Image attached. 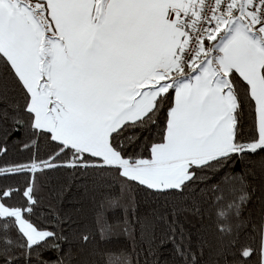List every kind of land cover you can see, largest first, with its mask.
<instances>
[{
  "label": "snow or ice",
  "instance_id": "6c2138e0",
  "mask_svg": "<svg viewBox=\"0 0 264 264\" xmlns=\"http://www.w3.org/2000/svg\"><path fill=\"white\" fill-rule=\"evenodd\" d=\"M0 68V179L27 177L23 189L0 185V264H48L45 252H63V228L32 219L48 171L114 172L183 195L207 182L206 171L264 153V0H0ZM165 107L158 139L142 144L138 133ZM10 148L28 159H5ZM237 179L225 172L213 186L222 221L245 200L227 195ZM170 231L183 264H201L202 253ZM79 239L87 245L90 236ZM90 255L85 249L81 264ZM215 256V264L253 256L264 264V229L257 247L229 240ZM106 264L129 261L109 253Z\"/></svg>",
  "mask_w": 264,
  "mask_h": 264
},
{
  "label": "trees",
  "instance_id": "16d2710c",
  "mask_svg": "<svg viewBox=\"0 0 264 264\" xmlns=\"http://www.w3.org/2000/svg\"><path fill=\"white\" fill-rule=\"evenodd\" d=\"M3 69L0 68V73ZM8 82L9 96L17 95L15 86ZM165 111L160 120L141 136V143L155 142L162 129ZM253 116L250 109L244 111L245 131L250 130ZM17 137L10 140L16 142ZM147 155V152L144 153ZM264 153L244 158L223 172L215 169L202 175L206 183H199L183 195L175 192L165 194L147 191L144 187L122 180L114 172H93L84 174L65 169L48 171L38 177L37 196L40 204L32 219L42 226H52V230H64L67 241H61L62 253L45 252L42 259L54 264L58 255L64 256V264H81L85 249L91 253L90 264H106L109 253H123L131 264H183L176 255L174 243H169L175 229L177 242L196 253H202L201 264H215V252L221 243L237 240L240 244L258 246L261 230L264 228V168L260 158ZM5 159L24 162L28 153L15 149L9 151ZM249 165L246 167L245 165ZM227 172L231 176L243 177V182H234L232 198L245 195L238 208L223 220L218 212L222 207L217 202L218 191L214 185H220ZM24 175L0 179V185L11 184L25 187ZM129 187L134 196L135 207L129 216L122 206V186ZM22 203L20 196L12 201ZM59 221V223H58ZM221 223L231 229L230 233L218 231ZM132 228L131 238L120 235ZM130 231V229H129ZM183 233L181 240L180 233ZM81 235H89L90 241L83 245ZM165 241L164 247H160ZM258 257L253 256L250 264H257Z\"/></svg>",
  "mask_w": 264,
  "mask_h": 264
},
{
  "label": "rangeland",
  "instance_id": "374dc122",
  "mask_svg": "<svg viewBox=\"0 0 264 264\" xmlns=\"http://www.w3.org/2000/svg\"><path fill=\"white\" fill-rule=\"evenodd\" d=\"M122 190H123L122 206L126 210L127 216H129L128 212L133 211L134 207H135L134 196H133L132 192L130 191L128 185L127 186L123 185ZM129 229H130V231H129ZM120 235H124L125 237L131 238L133 236V230H132V228H128V230L121 232ZM129 264H131V263H129Z\"/></svg>",
  "mask_w": 264,
  "mask_h": 264
},
{
  "label": "crops",
  "instance_id": "0c3cea01",
  "mask_svg": "<svg viewBox=\"0 0 264 264\" xmlns=\"http://www.w3.org/2000/svg\"><path fill=\"white\" fill-rule=\"evenodd\" d=\"M264 229V228H263Z\"/></svg>",
  "mask_w": 264,
  "mask_h": 264
}]
</instances>
